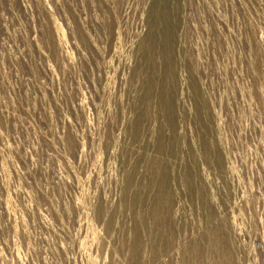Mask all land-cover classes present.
Returning a JSON list of instances; mask_svg holds the SVG:
<instances>
[{
    "label": "rangeland",
    "instance_id": "374dc122",
    "mask_svg": "<svg viewBox=\"0 0 264 264\" xmlns=\"http://www.w3.org/2000/svg\"><path fill=\"white\" fill-rule=\"evenodd\" d=\"M0 264H264V0H0Z\"/></svg>",
    "mask_w": 264,
    "mask_h": 264
}]
</instances>
